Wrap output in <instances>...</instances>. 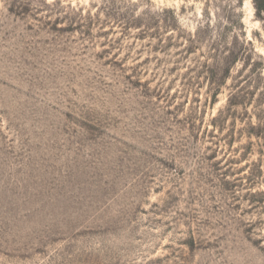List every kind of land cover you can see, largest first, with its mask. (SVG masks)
<instances>
[{
  "label": "rangeland",
  "instance_id": "rangeland-1",
  "mask_svg": "<svg viewBox=\"0 0 264 264\" xmlns=\"http://www.w3.org/2000/svg\"><path fill=\"white\" fill-rule=\"evenodd\" d=\"M0 264H264V0H0Z\"/></svg>",
  "mask_w": 264,
  "mask_h": 264
}]
</instances>
